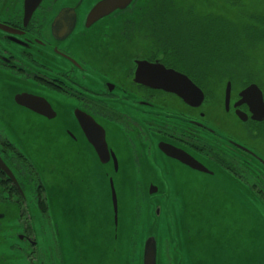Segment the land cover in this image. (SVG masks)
Returning <instances> with one entry per match:
<instances>
[{"label":"flooded vegetation","instance_id":"obj_1","mask_svg":"<svg viewBox=\"0 0 264 264\" xmlns=\"http://www.w3.org/2000/svg\"><path fill=\"white\" fill-rule=\"evenodd\" d=\"M19 93L46 100L55 116L18 105ZM77 115L104 132L107 162ZM23 116L51 129L54 160L82 166L83 205L81 186L67 177L47 198L43 146L11 136L32 126ZM168 146L212 173L190 169ZM0 158V264H72L70 249L103 214L96 194L99 208L91 201V173L103 185L134 182L144 197L156 184L166 198L201 192L169 188L188 170L197 185L207 175L227 187L215 195L256 199L264 218V0H0ZM233 231L228 225L225 242L239 251L245 236ZM178 243L158 245L157 264H185Z\"/></svg>","mask_w":264,"mask_h":264},{"label":"water","instance_id":"obj_2","mask_svg":"<svg viewBox=\"0 0 264 264\" xmlns=\"http://www.w3.org/2000/svg\"><path fill=\"white\" fill-rule=\"evenodd\" d=\"M102 4L97 5L94 7V9L91 11L93 14H99V10L101 9ZM169 71V70H167ZM171 73H176L175 71L170 70ZM156 86L159 87H166L168 84L158 82ZM176 91H179L177 87H174ZM15 102L23 107H26L32 111H34L37 114H40L47 119H52L55 114L51 108V106L48 104V102L42 98H38L35 95H31L28 93H19L14 96ZM78 120L80 122L81 127L85 131V135L88 138L90 144L96 151L98 158L101 162H107L108 161V148L105 141L104 132L100 129V133H96L94 131H90L91 129H94V125L97 126L92 119V121H88L85 115H77ZM30 122V121H29ZM32 122V123H31ZM31 125L29 128L25 129V127L21 128L20 133L12 134L11 136H16L15 140L22 141L23 146L28 144V146H32L33 148H37L40 145L43 146L44 151L41 155V161L40 164L37 166L40 173L44 176V187L45 191L47 193V198L50 199L53 196L52 187L54 186L55 182H62L65 177L69 178V180H75L77 183L81 186L80 188V201L83 205V187L81 185V182L79 180V174L82 173V166L74 160L73 166L67 167L62 166L60 163L53 159L52 153H51V145H52V139L47 138V134L51 129H48V132L41 130L36 127V123L31 121ZM24 125V124H21ZM98 127V126H97ZM99 128V127H98ZM36 133L37 135H33ZM69 138L66 137L65 141L61 144V147L69 146ZM165 151L170 154L173 157H176L178 161L186 165L192 170L203 172L206 174L212 173L208 168H206L204 165H201L198 161H196L192 156L189 154L177 150L176 148H173L171 146H168V148H164ZM65 152V151H64ZM66 153V152H65ZM68 154V153H66ZM4 167V164L2 162V159L0 158V168ZM114 170L118 171V166L116 164V161L114 160ZM188 171V170H187ZM191 172V171H190ZM58 179V180H57ZM184 179V177H183ZM68 180V181H69ZM197 180L199 178L197 177ZM115 182H113L112 179L107 183L109 184L108 190L110 193V198L112 202V208H113V215H111L109 218L106 217L105 221L107 223H112L115 225L113 237L114 240L118 245H120L122 237L117 234L118 231V206H117V194L116 189L114 187ZM124 183V182H123ZM122 183V184H123ZM187 183L185 180L183 182H177L176 180H172L168 183V186L171 190H184L189 192V187H184V184ZM163 184V183H162ZM164 185V184H163ZM174 185V186H170ZM221 186H223L221 184ZM226 188V186H223ZM72 189H76V187H73ZM192 189H195L193 187ZM158 191V187L156 184H150L149 190L147 192V195L145 197H160L158 194H156ZM190 193V192H189ZM196 191L191 192L189 196H181V197H202L201 192H198V195H195ZM170 197H176V196H170ZM170 197L162 198L160 202L158 199L154 200L153 202H150V214L148 215V219H153L154 222H158L162 220V223L167 226V233H173L170 238H167L170 243L172 242V239H178L179 240V249H180V260L181 257L183 258V262L185 264H203V259L200 254V252L197 251V245L196 243V254L193 256L192 249L189 246L190 244V237L189 233H187V229L184 226L185 216L188 213L186 204L184 202H181L180 204H177V206L173 203L174 200H172ZM180 197V196H179ZM228 199V205H232V208H235L237 210H241L245 214L244 220H239L235 218L234 216L230 217L231 212L227 213L226 219L227 223L226 228H224V232L221 235V240L224 243V245L227 247V250L229 251V245L226 244L225 239L227 237V227L230 225V228H234L232 237L235 239L238 237L245 236V240L239 242L236 241L234 244V247L236 249H239V251H236V256L240 253L243 258L241 259L239 264H264V218H262L260 210L256 209V203L257 200L254 198H239L235 197L233 200L230 199V197H225ZM247 204V205H246ZM183 206L186 207V210L184 213H182L179 209H181ZM195 212L198 211L197 208H192ZM227 211V210H226ZM170 215V218L169 216ZM229 215V217H228ZM92 224L90 227V231L93 227H98L97 225H94L93 221L91 220ZM164 225V226H165ZM217 225L220 226L218 223ZM117 227V229H116ZM243 227L246 231V235H239L238 230ZM157 230V229H156ZM179 232H182L183 235L181 236ZM175 234L177 236L175 237ZM249 234V236L247 235ZM100 237V233H95L91 237H87L85 240L81 241L78 246L75 248V258L71 261L72 264H91V261L93 259L94 250L98 245V240ZM165 239L163 242L159 243L156 235L154 227H152V224L148 226V230L146 232V236L141 239V243L138 246L139 255L138 260L140 261V264H157V249L158 245H163ZM181 241V242H180ZM174 245V243L172 244ZM259 246L260 247V255H254L255 248ZM235 251V250H234ZM219 252H223L222 250L215 249L214 252H212L213 257L219 261ZM230 255H227L229 264H237L236 261L233 260L234 257H229ZM208 264V263H207Z\"/></svg>","mask_w":264,"mask_h":264},{"label":"rangeland","instance_id":"obj_3","mask_svg":"<svg viewBox=\"0 0 264 264\" xmlns=\"http://www.w3.org/2000/svg\"><path fill=\"white\" fill-rule=\"evenodd\" d=\"M176 49L180 47L175 46ZM36 119V118H33ZM22 121H31L29 117H21ZM37 120V119H36ZM36 123L35 120H32ZM38 121V120H37ZM20 122V121H19ZM44 127H48L44 124ZM52 126V125H49ZM43 127V128H44ZM33 135H37L34 133ZM105 178V177H104ZM184 180L191 186L195 187V190L201 191L202 197H170L173 203L177 206L181 202H184L187 207V211L191 212L185 216L184 226L189 233L190 244L193 256L197 251L200 252L203 264H229L227 255L235 257L237 252L234 250H227V247L221 240V235L226 228L227 223V209L228 199L223 196H218L212 193L216 189H225V187L219 185L216 186L212 179L207 175H202L200 178V184L197 185V175L190 171L184 172ZM109 182V181H108ZM90 183V196L93 206L98 207V203L94 198V195L101 200L103 207L101 208L103 214L96 212L91 220L96 223L98 227H93L89 232V237L95 233H100L98 245L94 250L93 259L91 264H140L138 260L139 250L138 246L141 243V239L146 236L149 224L154 227L155 235L159 243L164 239L170 238L173 233H167V226L162 223V220L154 222L153 219H148V215L151 210L149 204L158 199L160 202L161 197H144L138 193L136 183L115 181V189L117 194V206H118V231L117 234L122 237L120 245L116 243L113 237L115 225L112 223H105V217L109 218L113 215L112 202L108 185L99 183L95 178L92 179V173L89 178ZM95 186V187H94ZM174 186V185H170ZM235 197L230 196L233 200ZM195 212L192 208H197ZM230 217L234 216L239 220L245 219V214L241 210L231 208ZM101 222V224H100ZM220 224L217 225V224ZM165 225V226H164ZM116 227V229H117ZM157 229V230H156ZM182 236L183 233L179 232ZM74 248V247H73ZM70 249V256L72 260L75 258L76 253ZM222 250L219 252V261H217L212 252L215 249ZM254 255H260V247L257 246L254 250Z\"/></svg>","mask_w":264,"mask_h":264}]
</instances>
